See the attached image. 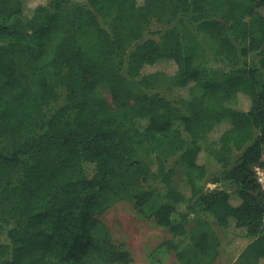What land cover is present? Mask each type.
Here are the masks:
<instances>
[{
  "label": "trees",
  "instance_id": "1",
  "mask_svg": "<svg viewBox=\"0 0 264 264\" xmlns=\"http://www.w3.org/2000/svg\"><path fill=\"white\" fill-rule=\"evenodd\" d=\"M259 167L264 0H0V264H136L122 200L179 264H264Z\"/></svg>",
  "mask_w": 264,
  "mask_h": 264
},
{
  "label": "rangeland",
  "instance_id": "2",
  "mask_svg": "<svg viewBox=\"0 0 264 264\" xmlns=\"http://www.w3.org/2000/svg\"><path fill=\"white\" fill-rule=\"evenodd\" d=\"M44 2L45 0H28L29 6H36ZM19 20L25 23L26 17L19 16ZM158 67L160 65L149 67V69ZM170 67H172L171 64L168 65V69ZM100 93L108 96L107 88L101 87ZM239 106L242 109L249 108V100L245 97L239 99ZM209 145L214 149H218L219 147L217 143L213 142H210ZM208 163L211 171L217 169L213 156L209 158ZM262 172H264L263 169L259 171L260 177H263ZM174 182L179 187H184L186 183L184 170H177ZM262 182H264V178ZM99 219L104 222L115 242H124L126 244L136 264H179L174 252L162 245L171 237L168 229L158 226L153 218L134 213L127 200H122L112 205L99 215ZM246 246L244 241L235 237L226 238L216 264H239V261L242 260L240 254L245 251L244 248Z\"/></svg>",
  "mask_w": 264,
  "mask_h": 264
},
{
  "label": "built area",
  "instance_id": "3",
  "mask_svg": "<svg viewBox=\"0 0 264 264\" xmlns=\"http://www.w3.org/2000/svg\"><path fill=\"white\" fill-rule=\"evenodd\" d=\"M260 170H261L260 168L257 169L258 173H259ZM262 175H263V177H260V175H259L261 181H262V179L264 178V172H262ZM262 183H263V185H264V182H262Z\"/></svg>",
  "mask_w": 264,
  "mask_h": 264
}]
</instances>
